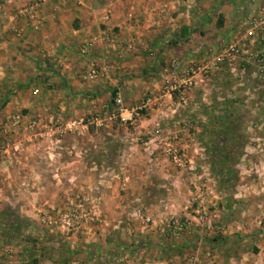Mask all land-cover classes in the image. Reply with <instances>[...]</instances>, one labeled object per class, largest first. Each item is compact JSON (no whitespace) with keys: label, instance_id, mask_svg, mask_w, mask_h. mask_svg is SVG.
<instances>
[{"label":"rangeland","instance_id":"rangeland-1","mask_svg":"<svg viewBox=\"0 0 264 264\" xmlns=\"http://www.w3.org/2000/svg\"><path fill=\"white\" fill-rule=\"evenodd\" d=\"M242 52L250 61V53ZM238 53L235 40L226 41L201 64L219 54L223 61L210 65L207 75L195 74L182 99L172 94L161 106L150 96L153 105L133 125L114 115L117 96L110 86L88 87L79 97L50 85L25 87L20 98L34 103L8 116L0 102V189L11 192L8 197L0 192V241L10 244L0 246V256L12 255L14 264H148L184 252L183 237H198L184 235L189 224L200 225L195 207L207 209L206 197L213 191L223 200L240 193L235 182L244 168L233 165L264 144V119L252 112L264 110V78L256 68L255 84L249 86L246 71L232 69ZM221 66L227 70L221 87L209 94L219 101H199L198 85ZM143 98L120 104L134 107ZM154 107L159 117L145 122ZM14 115L22 120L11 127ZM28 121L35 125L28 128ZM171 171L179 173L176 186L168 180ZM188 174L194 180L184 196ZM208 220L223 226L211 225L215 235L226 234L219 217ZM177 222L186 228L172 235L166 226Z\"/></svg>","mask_w":264,"mask_h":264},{"label":"crops","instance_id":"crops-1","mask_svg":"<svg viewBox=\"0 0 264 264\" xmlns=\"http://www.w3.org/2000/svg\"><path fill=\"white\" fill-rule=\"evenodd\" d=\"M36 1L0 0V102L5 103L6 116L34 103L20 98L32 85H50L70 97L82 96L79 92L88 87L110 86L115 100L126 103L140 95L153 96L162 106L168 96L159 94L172 71L201 64L230 40L239 52L232 69L245 70L248 85L255 84L254 54L264 47V23L258 28L250 23L264 19V0H41L30 14H22ZM243 48L250 61L243 57ZM92 70L96 74L89 76ZM226 72L221 66L198 85L199 101H219L209 94L221 87ZM193 94L188 93V99L193 101ZM261 94L264 103V89ZM256 95L259 100V93L251 97ZM160 112L154 107L145 122L155 121ZM252 112L264 119V110ZM251 150L258 152L233 165L244 168L235 182L242 191L224 200L218 191L206 197L208 217H219L226 234L217 236L206 225L189 224L184 235L198 237H183L184 252L168 253L148 264H185L188 257L195 258L190 264H264V144ZM178 175H168L174 186L180 182ZM188 175L184 196L194 180ZM0 192L6 197L11 193ZM8 241H0V246L10 245ZM13 260L12 255L0 256L3 264H14Z\"/></svg>","mask_w":264,"mask_h":264},{"label":"built area","instance_id":"built-area-1","mask_svg":"<svg viewBox=\"0 0 264 264\" xmlns=\"http://www.w3.org/2000/svg\"><path fill=\"white\" fill-rule=\"evenodd\" d=\"M41 0H37L36 2H33L32 4L28 5L26 8L23 9L24 15L30 14L36 7L40 4ZM264 23V19H259L257 22L250 23L251 28L255 27H260ZM234 48L230 47L229 48V53L234 52ZM225 53L226 55L228 54ZM228 56V55H227ZM254 57L256 59V62L258 63L257 66V74L259 77L264 78V47L259 49L254 54ZM224 57L223 55L219 54L215 57V61H211L209 63H206L205 65L201 64L199 68H192V67H185L182 72H180L177 76H169L165 81L163 85V89L161 90V93L159 94L160 97L163 96H170L172 94L177 95L180 99L184 96L185 92L190 90L191 87L193 86V79L195 77V74L200 72L203 75H207L210 70V65H214L215 67L217 64L221 63L223 61ZM95 71H90L89 76L95 75ZM153 101L152 97L150 96H145L137 105L134 107H124L120 104V100L116 99L115 102L117 104V108L114 111V115L119 119V121L123 124L127 125H133L136 122V119H138L143 112L148 110L151 106V102ZM22 120V117L19 115H14L9 118V126L14 127L17 124H19ZM28 128H32L35 125V121H28L27 123ZM97 126V123L95 124ZM1 148V147H0ZM1 151V149H0ZM171 160L173 163H175L177 166L180 165L179 161L176 158V155L173 154L171 157ZM200 207H195V210L193 211L194 214L196 215V221L200 226L206 225L208 227H211V225L216 226V229H222L223 226L222 224L217 220L214 222H210L208 220V215H207V210L206 209H199ZM262 222V221H261ZM259 222V224H261ZM168 230L171 231L172 235H179L183 230H185V225L181 223H173L169 224L166 226ZM187 263L185 264H190L191 262L195 261V258L188 257L187 258Z\"/></svg>","mask_w":264,"mask_h":264}]
</instances>
